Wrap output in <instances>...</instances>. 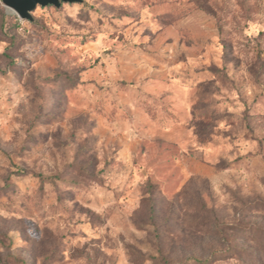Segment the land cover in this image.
Segmentation results:
<instances>
[{
	"label": "rangeland",
	"instance_id": "374dc122",
	"mask_svg": "<svg viewBox=\"0 0 264 264\" xmlns=\"http://www.w3.org/2000/svg\"><path fill=\"white\" fill-rule=\"evenodd\" d=\"M30 13L0 0V264H264V0Z\"/></svg>",
	"mask_w": 264,
	"mask_h": 264
},
{
	"label": "water",
	"instance_id": "95a60500",
	"mask_svg": "<svg viewBox=\"0 0 264 264\" xmlns=\"http://www.w3.org/2000/svg\"><path fill=\"white\" fill-rule=\"evenodd\" d=\"M80 0H3V2L13 10H15L21 17L31 19V11L34 10L38 4L48 5L54 4L59 6L62 2H78Z\"/></svg>",
	"mask_w": 264,
	"mask_h": 264
},
{
	"label": "trees",
	"instance_id": "16d2710c",
	"mask_svg": "<svg viewBox=\"0 0 264 264\" xmlns=\"http://www.w3.org/2000/svg\"><path fill=\"white\" fill-rule=\"evenodd\" d=\"M264 210V207L262 208ZM262 239L264 240V236L262 237ZM263 245H264V241H263ZM243 250L247 256H249L251 259L255 260V256H254V249L252 248H243L241 249ZM231 252V251H229ZM228 253L227 249H222V250H218V251H214L212 252L210 255H208L207 257L205 258H198V257H195V256H192V260L197 262V264H212L222 258H224L223 256L226 255ZM232 256L231 257H234V258H241L238 254H236L235 252L231 253ZM255 254H257V258L259 259H263L264 258V249L260 250V251H256Z\"/></svg>",
	"mask_w": 264,
	"mask_h": 264
}]
</instances>
